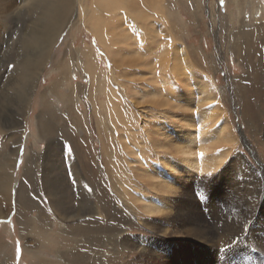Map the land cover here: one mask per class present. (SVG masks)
I'll use <instances>...</instances> for the list:
<instances>
[{"label": "rangeland", "instance_id": "1", "mask_svg": "<svg viewBox=\"0 0 264 264\" xmlns=\"http://www.w3.org/2000/svg\"><path fill=\"white\" fill-rule=\"evenodd\" d=\"M75 1L0 0V164L9 165L5 173L12 171L7 197H1L4 185L0 186V264H264V58L256 32V21L264 24V0H255L261 6L253 8L252 17L246 0H165L166 5L158 1L157 11H167V17L164 12L158 19L151 11L152 0H128V8L146 12L157 28L154 42L147 32L140 35L132 29L128 14L118 18L122 25L116 28V14L109 16L105 10L99 16L93 0H77L78 6ZM108 20L114 26L109 27L115 39L112 48L98 42L93 32L95 26L108 28ZM174 46L186 57L196 83L190 84L179 53L175 60L169 58ZM165 48L168 55L163 57ZM172 63L179 72L169 69ZM37 66L43 68L29 106L22 105L13 120L20 131L10 129L3 116L16 110L6 103L9 94L21 92ZM18 75L24 85L17 83ZM257 79L261 97L252 90ZM197 81L208 82L215 97L202 107L212 112L209 130L215 135L228 123L233 139L227 143L218 139L215 143L223 147L206 153H227L221 168L228 169L226 175L174 178L168 169L179 184L172 198L180 199L186 210L181 218L188 212L212 233L209 242L202 243L185 237L171 216L155 215L153 221L144 211L146 201L140 199L156 201L157 186L152 182L170 180L165 174L156 178L154 167L164 169L169 156L184 167L183 152L192 147L195 153L201 140L208 141L207 134H199V126L206 122L197 120L196 100L201 96ZM13 129L14 150L12 143L6 144ZM189 132L194 138L191 146L181 140ZM194 153L187 158H202ZM258 182L263 199L250 220H243L236 202L256 201ZM4 197L11 198L7 207L1 201ZM173 207L171 215L177 212ZM77 211L81 217L66 216Z\"/></svg>", "mask_w": 264, "mask_h": 264}, {"label": "bare ground", "instance_id": "2", "mask_svg": "<svg viewBox=\"0 0 264 264\" xmlns=\"http://www.w3.org/2000/svg\"><path fill=\"white\" fill-rule=\"evenodd\" d=\"M31 1V0H30ZM77 1V0H76ZM75 1V2H76ZM161 2V1H163V3L166 5L167 4V2L165 3V0H152V3H154V6H153V9H151V11H154V17H160V18H162L165 14H166V17H167V11H165V9H161V10H159V11H157L158 10V7H159V2ZM239 1V0H238ZM242 1V0H241ZM25 2V1H24ZM66 2V1H65ZM68 2V1H67ZM128 2V0H93V4H92V6L93 7H96V11L97 12H99L98 13V15L100 16V14H102V12L101 11H109V16L111 15L110 13H112V14H116L115 15V18H111V17H109V16H106V17H108V19L110 18V19H115L114 20V22H116L117 21V25L118 26H116L115 24L116 23H114V25L116 26V28L118 27H121V26H119L120 24H121V22H119V20H118V18L119 17H121V16H123V15H126V14H128L127 16H126V18H128L127 20H128V24H131V25H133L134 27H132V29H135L140 35H142L144 32H145V34H146V32L148 33V39L149 40H151V42H154V40H155V35H156V30H157V28L155 27V26H153V24H152V21H150L148 18H147V14H146V12H144V15H143V12H139L138 10H136V9H133V8H128L127 6L128 5H126V3ZM134 2V1H133ZM151 2V1H150ZM232 2V1H231ZM22 3V2H21ZM77 3V6H78V2H76ZM237 3V2H236ZM241 3V2H240ZM239 3V4H240ZM35 4V3H34ZM57 4V3H56ZM163 4V5H164ZM234 4V3H233ZM238 4V3H237ZM238 4V5H239ZM245 4H248V6L251 8V17L252 16H254L253 14H254V11H253V8H255V6H256V3H255V0H246V2H245ZM148 6V5H147ZM235 6V5H234ZM261 6V5H260ZM260 6H256L257 8H259ZM146 7V6H145ZM163 7V6H162ZM238 7V6H237ZM241 7V6H240ZM70 8V7H69ZM148 8V7H147ZM249 8V9H250ZM73 9V8H72ZM238 9V13H240L241 12V8L239 9V7L237 8ZM260 9V8H259ZM82 10V9H81ZM148 10H150V9H148ZM147 10V11H148ZM168 10V9H167ZM170 10V9H169ZM24 11V10H23ZM105 11V12H106ZM233 11V10H232ZM236 11V10H235ZM164 12H165V14H164ZM170 12V11H169ZM77 13V12H76ZM120 14V16H118L117 14ZM153 13V12H152ZM256 14V13H255ZM84 15V14H83ZM92 15V14H91ZM163 15V16H162ZM236 15V14H235ZM257 15V14H256ZM98 16V17H99ZM104 16V15H103ZM111 16H114V15H111ZM118 16V17H117ZM106 17H104L103 19H104V21H106ZM165 17V18H166ZM55 18V17H54ZM84 18V17H83ZM77 19V18H76ZM85 19H86V17H85ZM122 19V17L120 18V20ZM158 19V18H157ZM240 19V21H241V18H239ZM96 20V19H95ZM95 20H94V24H95ZM126 20V19H125ZM166 20V19H165ZM58 21V20H57ZM87 21V20H86ZM102 21V20H101ZM109 21V20H108ZM123 21V20H122ZM154 21V20H153ZM162 21H163V19H162ZM161 21V22H162ZM239 21V22H240ZM259 21H261V20H259ZM93 22V21H92ZM107 22V21H106ZM155 22H157L156 20H155ZM172 22H173V20H172ZM257 22V25H258V27H257V29H256V32H258V33H260V38H261V42L259 43V46H261V56L264 58V24H262L263 22H258V21H256ZM120 23V24H119ZM165 23V22H164ZM241 23V22H240ZM34 24V23H33ZM106 24V23H105ZM104 24V25H105ZM109 26H108V28L106 27L107 26V24L105 25V27H106V29H103L104 27H101V26H99V27H96L97 26V24H95L96 26H95V31H93L94 33H96V35H97V38L96 39H98V42L100 41L103 45L106 43H109V45H111V47L110 48H112L113 47V44H114V42H115V39H114V42H113V38H114V36H112V37H110V32L112 31V29L114 30V26H113V22H110L109 21ZM110 24H112V26H111V30L109 29V27H110ZM155 24V23H154ZM157 24V23H156ZM173 24V23H172ZM171 24V25H172ZM2 25V24H1ZM5 25V24H4ZM83 25V24H82ZM122 25V24H121ZM124 25V24H123ZM158 25V24H157ZM84 26V25H83ZM239 27H241V26H239ZM3 28V27H2ZM2 28H0V29H2ZM17 28V27H16ZM30 28H31V26H30ZM159 28H160V30H161V26H159ZM242 28V27H241ZM2 31V30H1ZM118 31V30H117ZM115 32H116V29H115ZM243 32L245 33V35H246V32L245 31H242V33H241V35H243ZM1 33V32H0ZM112 33V32H111ZM113 33H114V31H113ZM234 33V32H233ZM47 34V33H46ZM48 34H50V33H48ZM61 34V33H60ZM115 34V33H114ZM127 34V33H126ZM68 35V34H67ZM109 35V38H108V41L106 42V38H107V36ZM48 36V35H47ZM129 36V35H128ZM237 36V35H236ZM126 37H127V35H126ZM130 37V36H129ZM238 37V36H237ZM239 37H242V36H239ZM250 37V36H249ZM254 37V36H253ZM253 37H251V38H253ZM42 38V37H41ZM133 38V37H132ZM131 38V39H132ZM135 38V37H134ZM246 37L245 36H243V41H241V43H239V41L241 40V38L239 39V41L236 43V44H242L243 45V43H244V39H245ZM56 39V38H55ZM119 39V38H118ZM127 39V38H126ZM125 39V40H126ZM130 39V40H131ZM172 39V38H171ZM173 40V39H172ZM248 40V39H247ZM253 40V39H252ZM136 42H137V40H135ZM135 41H134V43H135ZM231 41V40H230ZM27 42V41H26ZM97 42V43H98ZM126 42H127V40H126ZM233 42V41H232ZM255 42V41H254ZM128 43V42H127ZM131 44L133 43V41H131L130 42ZM130 43H129V45H130ZM133 43V44H134ZM1 44V43H0ZM248 44H249V42H248ZM251 44H253V43H251ZM256 44V43H255ZM43 45H47V44H43ZM49 45V44H48ZM65 45V44H64ZM93 45V44H92ZM129 45H127V44H125V46H127V47H129ZM136 45H138V44H136ZM172 44H170L169 46H171ZM234 45V44H233ZM105 46V45H104ZM175 46H176V44H175ZM175 46H174V48L172 49V54H170V55H168L167 53V51H168V48H165L164 49V51H163V53H162V56L164 57V56H166V55H168L169 56V58L171 57V58H173V60H175V58H176V56H177V53H179L180 54V61L182 62V65H184V68H183V70H186L185 71V73H187L188 74V78H189V80H190V84H194V83H196L195 81L197 80L196 78L195 79H193L192 78V75H190V69H191V66H190V64L188 63V62H186V57L180 52V50L179 49H177V47L175 48ZM236 46H238V45H236ZM240 46V45H239ZM253 46V45H252ZM257 46V45H256ZM50 48H51V46H49ZM106 47H107V45H106ZM126 47V48H127ZM131 47V46H130ZM28 48V47H27ZM109 48V47H108ZM137 48V47H136ZM179 48V47H178ZM239 48V47H238ZM259 48V47H258ZM177 49V50H176ZM39 50H41V49H39ZM49 50V49H48ZM88 50V49H87ZM110 50V49H109ZM136 50V49H135ZM251 50V49H250ZM45 51V50H44ZM111 51H112V54L113 55H115L114 53H117V52H115V51H113L112 49H111ZM249 51V50H248ZM67 52V51H66ZM127 52V51H126ZM133 52V51H132ZM170 52V51H169ZM244 52V51H243ZM32 53V52H31ZM107 53V52H106ZM193 53V52H192ZM238 53H240V52H238ZM250 53V52H249ZM249 53H247V54H249ZM23 54V53H22ZM71 54V53H70ZM69 54V55H70ZM108 54V53H107ZM111 54V53H110ZM111 54V55H112ZM137 54V53H136ZM159 54V53H158ZM246 54V53H245ZM112 55V56H113ZM250 56V55H249ZM46 57V56H45ZM248 57V56H247ZM113 58H114V56H113ZM244 58H246V57H244ZM243 58V59H244ZM247 59V58H246ZM250 59V58H249ZM58 60V59H57ZM56 60V61H57ZM171 60V59H170ZM89 61H91V60H89ZM249 61V60H248ZM123 62H124V60H123ZM84 63V62H83ZM132 63H134V62H132ZM169 63H170V61H169ZM250 63V62H249ZM93 65V64H92ZM118 65H120V64H118ZM124 65H125V63H124ZM257 65H258V63H257ZM167 66V65H166ZM250 66V65H249ZM42 66H37V68L36 69H34V70H32L31 71V74H32V77H31V79H30V82H29V84L28 85H26V87H22L20 90H22L21 92H19L18 94H14L13 93V91L9 94V101H7L6 103H8V104H13V105H15V108H16V110H14V108H13V110H14V112H13V114L12 115H10V113L13 111H7V117L5 116V115H3L6 119H5V124L7 125V126H9L10 127V129H12V128H15L16 130H18V131H20L19 129H17V128H19V126H18V123H17V121L15 122V123H13V120H14V118H15V116H16V113L18 112V110H21L22 111V108H23V106L22 105H26V106H29V101L31 100L30 99V96L32 95V91H33V89H34V87H35V84H36V81H37V78L39 77V75H40V71L42 70ZM166 68V67H165ZM251 68V67H250ZM85 69V68H84ZM169 69H171L172 71H173V73H175V72H179V70H180V67L178 66V65H176L175 63H172V65H169ZM111 70V69H110ZM163 70H164V68H163ZM262 70H263V68H262ZM252 71V70H251ZM97 72V71H96ZM107 72V71H106ZM113 72V71H112ZM127 73V72H126ZM129 73V72H128ZM135 73V72H134ZM92 74V73H91ZM90 74V75H91ZM123 74H125V73H123ZM110 74H108V76H109ZM161 75V74H160ZM171 75V74H170ZM21 76H24L22 73H21ZM175 76H178V75H175ZM18 77H19V80H17V83H22L23 85H24V80L18 75ZM90 77V76H89ZM96 77V76H95ZM103 77V76H102ZM110 77V76H109ZM169 77V76H168ZM58 78V77H57ZM93 78V77H92ZM132 78V77H131ZM14 79H16L15 77H14ZM28 79L29 78H25V80L26 81H28ZM62 79V78H61ZM133 79V78H132ZM91 80H94V79H91ZM124 82V81H123ZM247 82V81H246ZM256 84H253V89L252 90H256L255 91V93L257 94V93H259V90H258V87H260L261 86V84H259V82H260V79H257L256 80ZM63 83V82H62ZM197 83H199V84H201V86L200 87H198L197 89L199 90V92H200V94H201V96H200V98H198L197 100H196V102H197V105H196V108L195 109H197V112H196V115H199L198 117H197V120H199L200 118V120H201V122H206V124H204V125H200L199 126V134H201L202 136L203 135H206L205 137H207L208 138V141H207V139H206V141H200L199 142V144L197 145V150L198 151H195V153L197 154V155H199V153H203V155H202V158H200V159H196L195 160V158H194V160H193V151H191V148L192 147H190V149H188V150H186L185 152H183V153H185L187 156L188 155H190V156H192V157H190L189 156V158H187V156H186V158H183V160H181L182 161V163H184V167H181L177 162H176V160L174 159V160H171V158H170V156L169 157H167V158H165V161H164V163L162 164V165H164L163 167H167V169L166 170H164L163 168H159V166H156V167H158V169L156 168V167H154L155 168V172L158 174V176H155L156 178L157 177H160V179H162V178H165L164 176H163V174H165L166 176H169L170 177V180H166V179H162V182H161V180H160V182L158 181L157 182V180H156V182H152V184L153 185H155V186H157V188H153L154 190H152V191H154V192H156V195H157V200L156 201H154L153 200V198H146V197H140V199L141 200H145L146 202H144L143 204V208H144V211L146 212V213H148L149 214V216L150 217H152V220L154 221V220H156V218H153L155 215L157 216V215H160V216H163V215H167V216H171V220L173 221V223H174V221L176 222V224H177V227H178V229L180 230V229H184L185 230V237H188V238H194V239H196L197 241H201V243L202 242H209V239H211V237H212V233H210L209 231V229H207L208 227L205 225V223H204V225H201V224H199V222L198 221H196V220H193V219H191V217L190 216H188L189 214H188V212H186V213H183V217L181 218V214H182V211L184 212V211H186L185 209H184V207L182 208V205H181V200L179 199L177 202H175L174 201V199L172 198L173 196L175 197V192H176V190L179 188V184L178 183H174L175 181H174V178L175 177H180L181 175H184L186 178H191V177H195V178H209L208 176H210L211 174H221V175H226L227 174V170L228 169H226L225 167H224V169L223 170H221V168H223L222 166H224L225 165V163H226V157H227V153H224V152H222L221 150L219 151V152H212V154L211 155H206V153H207V151H213V148H214V146L217 148V147H223V145H221V144H219V143H215L218 139H219V141L221 142V143H223V142H225V143H227V142H232V133H231V131H229V125H228V123H225V125L224 124H222V125H220V129H219V133H215V135H214V132H212V129H210L209 130V126L210 125H207V123H208V121L210 120V118L209 117H212V112H209V111H206V109H202V107H203V105L204 104H208V103H210V101H212V100H214L215 99V97H214V95H212V92L210 91V85H209V83L208 82H198L197 81ZM16 84V83H15ZM91 84V83H90ZM140 84V83H139ZM168 84V83H167ZM249 84V83H248ZM133 85V84H132ZM66 86V85H65ZM135 87V86H134ZM248 87V86H247ZM139 88V87H138ZM244 89H246V88H244ZM4 90V89H3ZM133 90V89H132ZM135 90H136V88H135ZM135 90H133V91H135ZM142 90V89H141ZM249 91V90H248ZM246 92V91H245ZM17 93V92H16ZM116 93V92H115ZM142 93H144V91L142 90ZM203 93V94H202ZM153 94V93H152ZM14 95V97L12 98V100H11V97ZM61 95V94H60ZM205 95V96H204ZM7 96V95H6ZM114 96L115 95H112V98L114 99ZM134 96V95H133ZM138 96V95H137ZM262 96V94L261 93H259V95H258V97H261ZM118 96H117V94H116V98H117ZM139 97H140V95H139ZM75 99V98H74ZM107 99V98H106ZM108 100H109V103L111 102V94L109 93V96H108ZM102 102V101H101ZM103 102H105V101H103ZM118 102V101H117ZM4 104V103H3ZM103 104V103H102ZM113 105L114 104V100L109 104V105ZM116 104H118V103H116ZM13 107V106H12ZM94 107V106H93ZM104 107V106H103ZM9 108H11V107H9ZM27 108V107H26ZM114 108V107H113ZM204 108V107H203ZM119 109V108H118ZM195 109H193V110H195ZM109 110V109H108ZM112 110V109H111ZM6 111V110H5ZM64 111V110H63ZM103 111V110H102ZM115 111V110H114ZM199 112V113H198ZM209 112V113H208ZM259 113V112H258ZM96 114V113H95ZM118 114V113H117ZM119 115V114H118ZM117 116V115H116ZM151 116H154V115H151ZM100 117H102L101 115H100ZM118 117V116H117ZM3 119V118H2ZM117 119V118H116ZM121 119V118H120ZM187 119H189V117H187ZM18 120V119H17ZM104 120V119H103ZM102 120V121H103ZM123 120V119H122ZM191 121V120H190ZM211 121V120H210ZM64 122V121H63ZM118 122V121H117ZM124 122V121H123ZM122 122V123H123ZM222 122L224 123V120H222ZM190 123V122H189ZM4 124V125H5ZM200 124V123H199ZM202 124V123H201ZM153 125V124H152ZM116 126V125H115ZM38 127H40V125L38 126ZM104 127V126H103ZM15 129H13V130H11L10 132H9V136H8V142L9 143H6V144H10V143H12V144H10L11 145V147H12V150H14L15 149V145H14V142L12 141V139H13V136L16 134L14 131H15ZM114 129V128H113ZM124 129V128H123ZM161 129V128H160ZM263 130V129H262ZM159 131V130H158ZM198 131V130H197ZM160 132H161V130H160ZM159 132V133H160ZM187 132V131H186ZM2 133V132H1ZM193 133V132H192ZM190 134V135H189ZM189 134H187V133H184L183 134V138L181 139V140H183V143H188V144H190V146L192 145L191 143H193V136H192V134H191V132H189ZM33 135V134H32ZM118 135V134H117ZM159 135V134H158ZM16 136V135H15ZM40 136V135H39ZM197 136H198V134H197ZM41 137V136H40ZM199 137V136H198ZM200 138V137H199ZM130 139V138H129ZM221 139L223 140V142L221 141ZM4 140V139H3ZM200 140V139H199ZM235 140V139H234ZM195 141H196V139H195ZM4 142H6V141H4ZM162 142V141H161ZM124 143V142H123ZM248 143V142H247ZM231 144H233V143H231ZM231 144H229V145H231ZM158 145H159V143H158ZM182 145V144H181ZM184 145L185 144H183V146H181L182 148L184 147ZM195 145V144H194ZM195 145V146H196ZM194 146V147H195ZM156 147H158L157 146V144H156ZM189 147V146H188ZM161 148V147H160ZM215 148V149H216ZM34 149V148H33ZM228 150V149H227ZM227 150H225V152L227 151ZM184 151V150H183ZM15 152V151H14ZM17 153V152H16ZM42 153V152H41ZM182 153V154H183ZM195 153H194V155H195ZM111 154V153H110ZM164 154H165V152H164ZM181 154V156H183ZM166 155V154H165ZM11 156V155H10ZM47 156V155H46ZM200 156V155H199ZM113 157V156H112ZM163 157V156H162ZM195 157H196V155H195ZM139 158H141V156L139 157ZM190 158H192V159H190ZM198 158V157H197ZM4 159V158H3ZM8 159H9V157H8ZM116 160V159H115ZM114 160V161H115ZM163 160V159H162ZM4 161V160H3ZM178 161H179V159H178ZM31 162V161H30ZM2 163V162H1ZM181 163V162H180ZM29 164V163H28ZM4 165V166H3ZM14 165L15 164H13V167H14ZM12 166V165H11ZM232 166V165H231ZM9 167V165L5 162L4 164H0V186H2V185H4V188H3V190H2V195H1V197L2 196H6L7 195V191H6V189H5V187L7 186V184H8V182H11L12 181V171L10 172V171H8V173L6 174L4 171H5V168H8ZM12 167V168H13ZM168 169H170L171 171H173V177H172V174L171 173H169L168 172ZM221 170V171H220ZM154 171V170H153ZM248 171V170H247ZM220 172V173H219ZM236 172V171H235ZM194 173H196V174H194ZM153 175H155V173L153 174ZM152 175V176H153ZM183 177V176H182ZM177 179H180V178H177ZM187 180V179H186ZM119 184V183H118ZM126 184V183H125ZM261 184H262V182L260 183V182H258V184L257 185H259L258 186V193H257V197H256V201H253V202H249V204H247L246 202H243V201H239V202H236V211L237 212H239L240 213V217H241V219H243V220H245V219H249L250 217H251V215H252V212H253V209L255 208V206H257V204H261L260 202L262 201V199H263V196L261 197V200L259 199V195L262 193V195H263V192H261ZM50 185V184H49ZM53 185V184H52ZM117 185V184H116ZM48 186V185H47ZM128 186V185H127ZM181 186V185H180ZM121 187V185L118 187V188H120ZM14 188V187H13ZM48 188V187H47ZM55 188V187H54ZM121 189V188H120ZM139 189V188H138ZM183 189V188H182ZM140 190V189H139ZM263 190V189H262ZM63 191V190H62ZM58 192V191H57ZM247 192V191H246ZM5 193V194H4ZM124 193V192H123ZM179 193V192H178ZM174 194V195H173ZM126 195V194H125ZM181 195V194H180ZM101 196V195H100ZM149 196V195H148ZM7 197V196H6ZM6 197H4V198H2L1 199V201H2V204L5 206L6 205V207H7V205L9 206V204H10V200H11V198L9 199V198H6ZM95 197V196H94ZM121 197V196H120ZM155 197V196H154ZM192 197V196H191ZM138 198V197H137ZM168 198V199H167ZM246 198V197H245ZM81 199V198H80ZM168 200V203L167 204H165V200ZM15 200V199H14ZM189 200V199H188ZM260 200V201H259ZM183 201V200H182ZM55 202V201H54ZM164 202V203H163ZM78 203V202H77ZM124 203V202H123ZM190 204H191V202H190ZM195 204V203H194ZM193 204V205H194ZM263 204V203H262ZM1 205V204H0ZM185 205H188V204H185ZM244 205H246V206H244ZM175 207L176 208V214L175 215H171V213H172V207ZM41 207V206H40ZM58 207H60V206H58ZM173 207V208H174ZM71 208V207H70ZM192 208V207H191ZM5 209H7V208H5ZM58 209V208H57ZM77 209V208H76ZM216 209V208H215ZM1 210V209H0ZM179 210H181V211H179ZM187 210H189V209H187ZM195 211V210H194ZM72 213V212H71ZM141 213V212H140ZM194 214V213H193ZM66 216H69V217H71V218H78L79 216L81 217L82 215H81V213L80 212H78L77 211V213H73V214H71V215H66ZM195 216H197V214L195 215ZM198 216H200V215H198ZM202 216V215H201ZM84 217V216H83ZM62 218V217H61ZM148 218V217H147ZM64 219V218H63ZM66 219H68V218H66ZM233 219V218H232ZM70 220V219H69ZM72 220V219H71ZM219 220V219H218ZM250 220V219H249ZM248 220V222H250ZM234 222V221H233ZM232 222V223H233ZM252 222V221H251ZM232 223H231V225L230 226H232ZM34 224V223H33ZM234 224H236V223H234ZM239 224V223H238ZM262 224V223H261ZM264 224V223H263ZM35 225V224H34ZM237 225V224H236ZM252 225V224H251ZM176 226V225H175ZM221 227V226H220ZM234 227V226H233ZM238 227V226H237ZM252 227V226H251ZM254 227V226H253ZM71 228V227H70ZM120 228V227H119ZM166 228H167V226H165V230H166ZM214 228V227H213ZM255 228V227H254ZM217 229H218V227H217ZM251 229V228H250ZM123 230V229H122ZM236 230V229H235ZM117 231V230H116ZM115 231V232H116ZM124 231V230H123ZM213 231V230H212ZM253 231V230H252ZM175 232V231H174ZM226 232V231H225ZM249 232V231H248ZM45 233V232H44ZM121 233V232H120ZM123 233V232H122ZM173 232L171 231V234H172ZM176 233V232H175ZM177 233H178V231H177ZM218 233V232H217ZM254 233V232H253ZM158 234V233H157ZM179 234V233H178ZM257 234V233H256ZM120 235V234H119ZM118 235V236H119ZM122 235V234H121ZM125 235H127V234H125ZM161 235V234H160ZM232 235V234H231ZM233 236H236V235H233ZM226 237V236H225ZM164 238V237H163ZM169 238V237H168ZM175 238H177V237H175ZM231 238V237H230ZM125 239H127V237L126 238H121V240H122V244H126V241L127 240H125ZM142 239V238H141ZM112 240V239H111ZM162 240V239H161ZM185 240V239H184ZM219 241H222L223 242V239L221 238V236H219V239H218ZM227 240V239H226ZM187 241V240H186ZM230 241H231V239H230ZM234 241V240H233ZM184 242V241H183ZM115 243V242H114ZM114 243H112V244H114ZM120 243V242H119ZM128 243V242H127ZM142 243V242H141ZM147 243V242H146ZM167 243V242H166ZM178 243V242H177ZM177 243H176V245H177ZM180 243H181V241H180ZM226 243V242H225ZM150 244V243H149ZM171 244H173L172 242H171ZM214 244V243H213ZM229 244V243H228ZM137 245V244H136ZM143 245V244H142ZM206 245V244H205ZM230 245V244H229ZM116 246V245H115ZM140 246V245H139ZM145 246V245H144ZM146 246H147V244H146ZM166 247V246H165ZM222 247V246H221ZM69 248V247H68ZM140 248V247H139ZM143 247L141 246V249H142ZM128 249V248H127ZM217 249V248H216ZM71 250V249H70ZM129 250H130V248H129ZM143 250V249H142ZM36 252V251H35ZM60 252V251H59ZM66 252V251H65ZM93 252H94V250H93ZM143 252V251H142ZM67 253V252H66ZM65 253V254H66ZM207 253V252H206ZM127 254V253H126ZM156 255V254H155ZM161 256V255H160ZM144 257V256H143ZM146 258V257H145ZM67 259V258H66ZM142 259V258H141ZM63 260V259H62ZM62 260H60V261H62ZM123 260V259H122ZM135 260V259H134ZM66 261V260H65ZM116 261V260H115ZM67 262V261H66ZM66 264V263H65ZM69 264V263H68ZM71 264V263H70ZM75 264H77V262H75Z\"/></svg>", "mask_w": 264, "mask_h": 264}, {"label": "snow or ice", "instance_id": "3", "mask_svg": "<svg viewBox=\"0 0 264 264\" xmlns=\"http://www.w3.org/2000/svg\"><path fill=\"white\" fill-rule=\"evenodd\" d=\"M199 155H201V156H202V155H203V153H199Z\"/></svg>", "mask_w": 264, "mask_h": 264}]
</instances>
